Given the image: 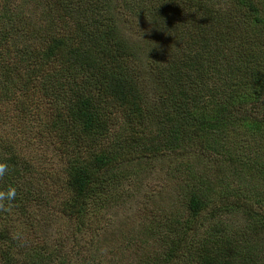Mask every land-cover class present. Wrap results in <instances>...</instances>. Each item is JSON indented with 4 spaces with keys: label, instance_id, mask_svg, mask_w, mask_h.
I'll return each instance as SVG.
<instances>
[{
    "label": "trees",
    "instance_id": "trees-1",
    "mask_svg": "<svg viewBox=\"0 0 264 264\" xmlns=\"http://www.w3.org/2000/svg\"><path fill=\"white\" fill-rule=\"evenodd\" d=\"M119 2L114 11L106 0H43L41 27L0 31V101L15 100L23 118L46 108L41 128L64 158L21 155L3 135L0 192L17 195L0 205V264L55 262L67 237L33 247L21 228H84L113 182L129 179L122 164L171 165L165 180L174 176L187 213L148 221L130 264H264V0ZM12 20L2 9L0 29ZM140 20L153 31L127 36ZM206 162L215 165L205 171ZM222 189L234 201L211 202ZM238 194L244 214L234 221Z\"/></svg>",
    "mask_w": 264,
    "mask_h": 264
},
{
    "label": "rangeland",
    "instance_id": "rangeland-1",
    "mask_svg": "<svg viewBox=\"0 0 264 264\" xmlns=\"http://www.w3.org/2000/svg\"><path fill=\"white\" fill-rule=\"evenodd\" d=\"M40 1L41 3L37 0H0V12L3 9L9 16L13 17L11 24L1 28L0 31L7 27L9 30L22 27L23 22H26L25 26L30 28L41 27V20L46 16L47 10L42 7L43 0ZM106 1L113 10L120 3L119 0ZM45 21L44 24L53 30ZM135 28L136 30L127 26L126 35L137 38L142 33L153 31L148 21L145 24L142 20L138 21ZM159 32L163 33V30ZM54 33L57 34L58 32L54 30ZM40 41L34 39L29 45L40 48ZM3 43L0 44V48ZM162 58L166 57L163 55ZM13 60V58H5V62L9 64ZM14 65L23 71L21 63L16 62ZM20 77L22 74L15 73L13 80H21ZM20 94L21 92L15 93L17 97ZM253 116L254 114L247 115V119ZM49 118L50 115L46 108L41 114L36 113L34 117L23 118L16 109L15 100L0 101V143H2L3 135L7 132L11 143L17 147L19 154L31 157L34 153L38 158H60L64 162L61 152L51 143L53 139L50 137L52 135L49 129L41 128L40 123L49 121ZM240 131L242 132V129ZM244 145L246 147L245 143ZM205 164V171H208L210 167L215 165V162H206ZM180 165L185 166L183 160L175 164V166ZM170 166L165 164L160 173H158V168L151 171L146 170L144 173L139 169H132L130 166L122 164L120 168L122 174L129 179L113 182L114 186L111 185L108 188V201L105 200L102 206H98L100 207L98 210L95 209L98 211L97 213H88L84 228H78L75 222L69 220H61L58 225L46 228L45 231L43 230V235L40 232L41 228L34 231L21 228L20 232L24 234L23 239H26L24 244L36 247L44 242L47 244L51 239L53 250L58 245L59 238L63 236L67 237L65 243L63 247H57L61 251L57 253L59 256L56 257L55 262L51 264H60L59 259L64 260L63 264H130L129 261L133 257L135 244L139 237L145 234L148 221L160 219L161 215L168 210L179 215L187 214L186 206L181 201L182 198L175 191L177 182L173 179L174 176L165 180L164 173ZM227 176H230L229 172H227ZM130 183H132L131 188L129 187ZM213 183L214 180L210 178L207 185L214 188ZM245 185L251 186L247 181L236 182L233 180L232 187H238L242 190ZM219 191L221 193L217 191L210 193L211 202L215 199L234 201V197L228 196L230 195L227 193L228 190ZM60 192L58 191L59 196L62 195ZM236 201L237 209L232 213L233 215L231 214L232 216L229 215V219L233 218L234 221L240 220L245 207V198L241 194H238ZM94 229L99 230L98 236L93 233ZM79 232L81 234L75 238Z\"/></svg>",
    "mask_w": 264,
    "mask_h": 264
},
{
    "label": "clouds",
    "instance_id": "clouds-1",
    "mask_svg": "<svg viewBox=\"0 0 264 264\" xmlns=\"http://www.w3.org/2000/svg\"><path fill=\"white\" fill-rule=\"evenodd\" d=\"M8 165L6 163H0V177H3L8 172ZM17 190L14 186H10L7 191L0 192V205L10 203L15 200Z\"/></svg>",
    "mask_w": 264,
    "mask_h": 264
}]
</instances>
